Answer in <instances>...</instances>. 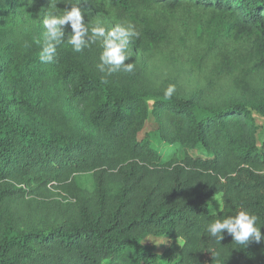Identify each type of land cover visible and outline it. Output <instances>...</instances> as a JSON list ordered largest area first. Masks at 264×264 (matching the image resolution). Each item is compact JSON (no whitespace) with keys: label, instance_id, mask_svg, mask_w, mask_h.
<instances>
[{"label":"trees","instance_id":"16d2710c","mask_svg":"<svg viewBox=\"0 0 264 264\" xmlns=\"http://www.w3.org/2000/svg\"><path fill=\"white\" fill-rule=\"evenodd\" d=\"M72 6L89 35L98 21L135 24L132 73L105 83L100 41L81 53L65 42L40 61L44 16ZM181 9L189 35L168 21ZM180 43L186 61L199 56L244 92L221 102L201 89L156 93L150 61ZM253 112L264 117V0H0V264H264V239L243 247L206 231L248 210L264 235ZM147 237L181 243L156 254Z\"/></svg>","mask_w":264,"mask_h":264},{"label":"clouds","instance_id":"9594fccd","mask_svg":"<svg viewBox=\"0 0 264 264\" xmlns=\"http://www.w3.org/2000/svg\"><path fill=\"white\" fill-rule=\"evenodd\" d=\"M70 26L71 34L64 40L65 28ZM42 43L39 52L41 62L53 63L57 55V48L65 42L71 46L74 53H81L90 44L100 41L102 51L96 68L106 77L123 70L132 73L135 62L125 63L131 58L128 46L134 38L140 36L134 23L116 24L106 28L99 21L89 28L84 22V15L78 6L66 9L63 14L48 12L42 20ZM176 91L174 84H169L164 91V97L171 99ZM258 216L248 210H240L234 216L215 219L207 225V234L217 242L224 239L225 233L231 236L235 244L246 247L249 242L259 243L264 239L261 227L258 225ZM218 255V253H217Z\"/></svg>","mask_w":264,"mask_h":264},{"label":"rangeland","instance_id":"374dc122","mask_svg":"<svg viewBox=\"0 0 264 264\" xmlns=\"http://www.w3.org/2000/svg\"><path fill=\"white\" fill-rule=\"evenodd\" d=\"M183 9L174 12L176 15L169 18V23L173 26L174 33L177 35H189L193 33V30L187 29L186 25L182 23L184 16ZM197 16L202 18L207 17L206 13H200V11L193 12ZM128 23L125 21V24ZM199 31L194 32V35ZM181 46L170 48L166 47L161 53L157 54L150 61V68L153 72V87L156 93L164 94L165 89L169 84L176 86L174 94H190L197 89L204 91L209 100L221 102L224 100H230L244 92V90L236 83H240L235 80L224 79L214 76L212 73V64L205 65L200 64L199 56H195L194 60L190 57V61H194V64L190 61H186V47L180 43ZM171 52V53H170ZM174 55L175 58L172 56ZM197 55V54H194ZM240 79V78H239ZM152 99L148 100L149 104L152 103ZM253 116L256 119L259 130L257 133V145L260 147L264 144V117L253 112ZM75 123V120L73 121ZM72 124V122H71ZM154 118L150 117L144 124L142 130L138 133L137 137L142 139L145 135L154 129ZM222 199L221 195L208 200V207L211 212H217L221 209ZM172 242L181 243V240H172L168 238H154L147 237L143 240V245L152 248L156 254H161L169 247ZM104 264H112V262H104Z\"/></svg>","mask_w":264,"mask_h":264}]
</instances>
